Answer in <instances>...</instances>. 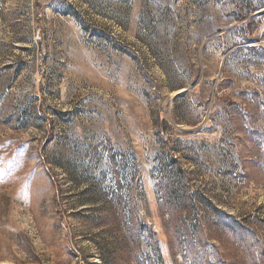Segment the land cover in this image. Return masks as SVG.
<instances>
[{"label":"rangeland","instance_id":"obj_1","mask_svg":"<svg viewBox=\"0 0 264 264\" xmlns=\"http://www.w3.org/2000/svg\"><path fill=\"white\" fill-rule=\"evenodd\" d=\"M264 264V0H0V264Z\"/></svg>","mask_w":264,"mask_h":264},{"label":"trees","instance_id":"obj_2","mask_svg":"<svg viewBox=\"0 0 264 264\" xmlns=\"http://www.w3.org/2000/svg\"><path fill=\"white\" fill-rule=\"evenodd\" d=\"M135 259H136V261H137V264H140V261L138 260V258L135 257Z\"/></svg>","mask_w":264,"mask_h":264}]
</instances>
